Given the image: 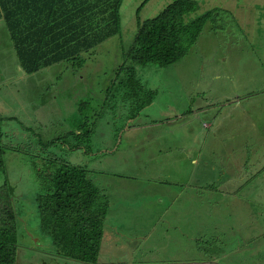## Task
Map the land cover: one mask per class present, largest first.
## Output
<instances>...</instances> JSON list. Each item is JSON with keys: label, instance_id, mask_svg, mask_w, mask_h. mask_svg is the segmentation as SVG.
<instances>
[{"label": "rangeland", "instance_id": "374dc122", "mask_svg": "<svg viewBox=\"0 0 264 264\" xmlns=\"http://www.w3.org/2000/svg\"><path fill=\"white\" fill-rule=\"evenodd\" d=\"M147 2L124 0L122 33L84 53L80 64L67 61L32 75L22 72L7 28L0 23V115L15 120L3 123L6 152L0 186L12 187L15 196L21 198L19 201L31 203L49 175L61 168L59 159L84 166L98 184L116 183L115 175L137 179L117 191L108 190L112 205L108 223L118 224L132 240L105 228L100 251L103 258L98 259V264H158L159 261L153 262L154 256L162 259V264H264V195L260 199L254 195L250 202L239 200V196L236 199V189L229 193L222 177L227 164L233 167L241 162L243 167H262L255 176L248 175L241 190L260 186L264 192V90L254 94L264 88V11L220 10L183 60L159 72L150 66L154 76L147 75L148 66L139 67L143 80L154 88L164 86L158 96V108L145 111L137 120L133 139L122 134L116 153L94 150L89 157L81 151L68 152L57 141L77 130L73 117L80 123L85 118L94 123L100 117L106 90L112 87L118 77L116 68L124 60L122 50H128L136 35L137 29L129 20ZM253 3L264 10V0ZM154 4H160L159 0H150L140 16H156L160 6L151 10ZM197 15L185 17L184 22L198 18ZM166 87L174 88L168 92ZM237 87L244 89L236 92L241 101H234L229 94ZM249 87L252 88L247 91ZM223 97L227 103L221 105L226 108L218 105ZM78 106L83 108L77 115ZM120 109L117 103L115 114L119 120L123 113ZM197 109L203 113H193ZM176 111L182 113V118L173 117V122L168 123ZM109 118L101 123L94 137V145L104 149L112 146ZM153 121L161 123L153 126ZM143 135L146 139L139 140ZM235 148L240 151L225 154ZM188 167H196L193 176L186 171ZM213 167L217 171L212 179L208 172ZM99 168L113 170L95 174ZM233 171L236 179L247 173L239 170V175L236 168ZM109 173L112 174L107 176ZM159 177L168 182L182 180V186L189 180L190 186H178L172 192L178 195L173 201L175 206L179 203V208L190 213L184 216L187 228L182 231L174 224L183 222L172 216L176 210L168 207L161 211L160 198H155L158 186L148 182ZM167 190L168 193L173 189ZM119 198L126 204H120ZM161 217L163 221L169 219L171 228L160 222ZM27 219L26 216L23 220ZM30 230L37 234L30 233V242L27 235L25 243L33 246L20 245L18 264H80L55 256L48 240L40 234L38 218L35 225L26 228V233ZM143 232L151 236L149 241L139 240L145 237ZM37 240L42 247L36 246Z\"/></svg>", "mask_w": 264, "mask_h": 264}, {"label": "trees", "instance_id": "16d2710c", "mask_svg": "<svg viewBox=\"0 0 264 264\" xmlns=\"http://www.w3.org/2000/svg\"><path fill=\"white\" fill-rule=\"evenodd\" d=\"M123 1L0 0V23L3 22L7 28L22 72L32 75L67 61L80 64L84 53L92 52L107 40L120 35ZM146 6H139L135 18L131 19L130 23L137 29L136 35L128 50H122L124 60L116 68L118 77L106 90L100 117H96L94 123L89 118L80 123L77 117H73L78 124L77 130L57 140L68 150L81 151L89 157L94 150L116 153L122 143V134L135 128L145 111L158 108V96L164 86L154 88L149 81L143 80L137 69L148 66L150 71L147 75L154 76L150 66L154 65L155 72H159L183 60L197 43L207 23L220 12V9L201 10L195 0H174L162 10H157L159 13L156 16L142 18L140 15ZM196 14H199L195 16L198 18L184 22L185 17ZM172 88L166 87L165 90L170 92ZM117 103L121 105L119 112L123 110L121 120L115 114ZM82 108L78 106V111ZM106 118H109L108 124H111L113 132L110 133L112 146L104 149L94 145V137ZM167 120L169 123L171 117ZM5 121L15 120L4 119L0 115V172L5 166ZM159 123L161 121H153L152 125ZM57 162H61V168L49 175L31 203L27 204L23 199L19 201L21 198L15 196L12 187L0 186V264H18L20 245L30 244L33 238L30 233L33 236L37 234L34 230L27 234L26 228L28 230L35 225L37 218L40 234L48 240L47 245L51 246L56 257L80 264H98L106 219L112 210L108 190L113 188L117 191L121 186L126 187L129 180L115 175L118 178L116 183L107 181L111 184H98L84 166L60 159ZM101 170L94 173L113 169ZM154 186H158L155 198L161 200V211L173 207L176 215L190 214L179 208V203L175 206L178 195L174 196L172 192L178 185L172 188L164 182ZM168 187L173 190L167 193ZM179 187L185 188V185ZM119 200L120 204H126L124 199ZM250 200L251 197H245L244 202ZM26 216L28 219L23 220ZM167 220L162 219L161 222L170 226ZM27 235L30 240L25 243ZM34 243L42 247L39 240Z\"/></svg>", "mask_w": 264, "mask_h": 264}, {"label": "crops", "instance_id": "0c3cea01", "mask_svg": "<svg viewBox=\"0 0 264 264\" xmlns=\"http://www.w3.org/2000/svg\"><path fill=\"white\" fill-rule=\"evenodd\" d=\"M174 0H159V3L160 4H154L153 6H152V8H151V10H153V9H155V8H158L159 6H160V8H161V10L163 9V8H165L167 5H169L171 2H173ZM195 1H197L199 4H200V9L201 10H205V11H208V10H214V9H220V10H223V9H228V10H232V11H236V12H239L240 11V9H242V8H250V9H254V11L256 12V13H258V12H263L264 10H262V8H258V7H256L255 6V4L253 3V0H252V2L251 3H249L248 1H246V0H195ZM254 1H256V0H254ZM149 2L150 1H148L147 2V5L149 4ZM152 2V1H151ZM123 4V3H122ZM123 7L125 6V5H122ZM147 7V6H146ZM150 10V11H151ZM246 10V9H245ZM150 11H148V12H150ZM157 12V11H156ZM121 15H122V13H121ZM129 22H131V19L129 20ZM225 45V44H224ZM251 88L252 87H249L248 89H247V91H250L251 90ZM237 90L238 91H242V92H244V89H242V88H236V90H232L231 92H229V94L231 95V97H233V100L234 101H241L238 97H237V95H236V92H237ZM264 90V88H260V89H258V92H254V94H257V93H260V92H262ZM246 91V92H247ZM223 103H227V101H226V98L225 97H223L222 98V100H221V102L218 104V105H220V106H222L221 104H223ZM241 104V106H243V103H240ZM222 108H226V106L224 105V106H222ZM244 108H245V106H244ZM194 111V110H193ZM203 113V111H201V110H196V111H194L193 113ZM198 114H196L197 116H198ZM176 115V116H175ZM182 113L180 112V111H176V112H174L173 113V115H172V117H171V120L169 121V122H173L172 121V118L173 117H175V118H177L178 119V116H179V118H182ZM137 127L138 126H136L135 128H133V129H131V130H126V133H125V138H127V137H130V138H132L131 136H132V134L135 132V130L137 129ZM235 136H239L238 134L237 135H234L233 137L235 138ZM100 137V136H99ZM207 138H209L208 137V135H207ZM133 139V138H132ZM146 139V137H145V135H143V137L141 138V139H139V140H145ZM238 139H239V137H238ZM199 140V139H198ZM222 140H229V139H226V138H222ZM243 140H245V137H244V135H243ZM161 146V144L159 145V147ZM67 151L68 152H73V151H71V150H68L67 149ZM240 151V149L239 148H235L233 151H231L230 152V150H227V152H225V154H230V153H238ZM74 152H76V151H74ZM230 158H231V156H229V158H228V163H229V161H230ZM248 165H250V164H248ZM150 168H152V167H150ZM180 169H181V167H179ZM195 168L196 167H188V169H186V171H190L192 174H191V176H193V171L195 170ZM215 168L216 167H213L208 173L211 175V178L213 179L214 177H215V175H214V173H215V171H217V170H215ZM233 168H236V172L237 173H239V170H242V171H244L245 172V170H246V174L244 175V178H240V179H236L235 177H237V175L234 173V171H233ZM99 169H101V168H99ZM99 169H98V171H99ZM263 168L261 167H243V166H241V162H239L238 164H236V165H234L233 167H229V164H227L225 167H223V180L227 183L226 185H227V188H228V191H229V193H231V191H233V190H235V192L233 193L234 195H233V197H235L236 199H237V197L236 196H239V200H241V201H244L245 200V197H251V199L254 197V195H255V199H260V196L261 195H264V192H263V189L260 187V186H258L257 188H255L254 186H249V187H247V186H245V188H243L244 190H241L242 188V183H245L246 181H247V178H248V175L250 174V175H252V176H255L256 175V173L257 172H260L261 170H262ZM100 171H102V170H100ZM239 175H241V173H239ZM121 176H123V175H121ZM141 176H144V175H141ZM262 175H260V176H258V178L257 179H259L260 177H261ZM125 177V180L127 181V180H129V181H132V180H137V179H135V178H131V177H128V176H124ZM211 179V180H212ZM126 181H123V182H126ZM143 181H145V178H144V180ZM148 182L151 184V185H158V184H164V182L166 183V184H170L171 186L170 187H174V185H178V186H180V185H182L181 183H182V180H177V181H175V182H168L167 180H166V178H163V179H161V177H159V178H153V179H148ZM149 184V185H150ZM184 185H185V187H187V186H190V184H189V180H186L184 183H183ZM178 186H176V187H178ZM175 188V187H174ZM248 188V189H247ZM159 190H160V193H161V186H159ZM194 191H196V189H193ZM245 190H249V191H247L246 193H245ZM196 200V199H195ZM160 202H161V200H160ZM111 214H112V212H110L109 213V215H108V217H107V221H106V228H110V229H112L113 231H115V232H118V234H120L121 235V237L122 238H125V239H127L128 241H131L132 240V238H130V237H128L127 236V233L126 232H124V231H121L120 230V227H119V225L118 224H109L108 223V220L109 219H111L112 217H111ZM157 216H158V214H157ZM159 217V216H158ZM174 219L175 220H177V221H183L182 223H179V222H176V223H174L176 226H177V229H179V230H181L182 231V228H187V224L185 223V218H184V216H181V215H176V214H174ZM159 219V218H158ZM162 220H160V222H161ZM123 223H124V225L125 226H128V224H127V222H125V221H123ZM157 226H159V224H157ZM170 228H171V226H170ZM158 228L157 227H155V230H157ZM143 230H146L145 228H143ZM143 234H144V236L145 237H143V238H140L139 240H142V241H149L150 240V238H151V236H147L144 232H143ZM251 239H253V237H251ZM102 243H103V241H102ZM180 243H182V240L180 239ZM102 247V246H101ZM156 249V248H155ZM239 250V249H238ZM106 255V254H105ZM104 255V256H105ZM99 258H103L102 257V255L100 254V256H99ZM152 260H153V262L154 261H159V263L158 264H162L163 262V260L161 259V260H159V258H158V256H154L153 258H152ZM98 263H100V262H98ZM253 263V261H249V262H247L246 264H252ZM173 264H175V263H173Z\"/></svg>", "mask_w": 264, "mask_h": 264}, {"label": "water", "instance_id": "95a60500", "mask_svg": "<svg viewBox=\"0 0 264 264\" xmlns=\"http://www.w3.org/2000/svg\"><path fill=\"white\" fill-rule=\"evenodd\" d=\"M38 241V240H37Z\"/></svg>", "mask_w": 264, "mask_h": 264}]
</instances>
